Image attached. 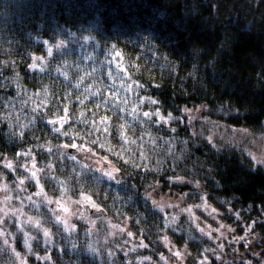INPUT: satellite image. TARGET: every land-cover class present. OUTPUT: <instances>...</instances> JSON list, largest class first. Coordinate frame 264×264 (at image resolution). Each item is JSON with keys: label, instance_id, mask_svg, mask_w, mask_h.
Instances as JSON below:
<instances>
[{"label": "trees", "instance_id": "16d2710c", "mask_svg": "<svg viewBox=\"0 0 264 264\" xmlns=\"http://www.w3.org/2000/svg\"><path fill=\"white\" fill-rule=\"evenodd\" d=\"M211 1L23 0L0 40V97L14 95L10 80L18 77L48 93L39 127L23 146H32L40 164L48 166L57 152L47 146L62 133L57 123L49 126L50 121L67 119L65 136L79 151L69 154L68 145L67 155L109 157L115 178L102 177L101 194L106 201L120 200V212L130 215L133 230L156 251L164 250L155 234L162 213L147 196L155 187L161 194L194 190L191 184L174 181L182 168L198 172L208 194L258 214L264 210V169L248 164L237 152L192 141L185 118L186 109L208 105L226 123L259 129L264 122V21L258 28L225 25L223 18L215 19ZM243 1L223 0L229 20ZM226 38L230 45L225 49L221 45ZM94 59L102 64L96 71L77 66ZM89 79L106 87L97 93L86 86ZM157 110L160 117L144 116ZM122 120L132 134L120 128ZM10 144L14 151L15 144ZM7 148L6 137H0V152ZM82 159L90 161L87 155ZM59 168L57 178L78 189V173L65 162ZM91 179H82L84 188L91 187ZM50 180L54 182L53 175L47 184ZM116 258L113 264H126L123 255ZM48 261L112 264L78 249H59Z\"/></svg>", "mask_w": 264, "mask_h": 264}, {"label": "rangeland", "instance_id": "374dc122", "mask_svg": "<svg viewBox=\"0 0 264 264\" xmlns=\"http://www.w3.org/2000/svg\"><path fill=\"white\" fill-rule=\"evenodd\" d=\"M21 1L23 0H0V40L4 36V27L16 17L15 11ZM239 4L234 19L229 20L223 0H212L211 8L216 15L215 19L223 18L222 21L227 22L225 25L236 23L243 27L258 28L259 23L264 21V0H244ZM118 35L120 38H127V33L118 32ZM229 45V39L226 38L221 47L226 49ZM77 66L83 71L90 70L91 67L96 71L102 64L94 59ZM10 83L15 89L14 95L0 97V125L3 123L5 127L0 130V137L5 136L8 144L7 150L0 152V217L4 221L0 228L12 233V236L8 237L9 245H4V238L0 237V248L6 249L0 251V264H20V260L11 251L12 248L21 254L26 264H37L36 260H44L48 264V259L39 257L50 258L59 249L68 253L77 249L82 253L88 251L95 253L99 259H109L112 264L116 263L119 254L123 255L126 264H261L256 248L251 245L245 251L244 248L249 244L243 245V242L247 234L252 233L264 221V210L258 214L255 209L240 207L238 202L208 194L203 188V178L199 173H190L185 168L181 169V174L174 181L191 184L194 190L178 194L168 190L161 194L155 187L150 191V196H147L152 206L162 213V222L155 226V234L164 250L150 248L133 230L130 215L120 212V200L106 201V194H101L99 182L106 172L115 169L109 157L106 155L98 158L82 153L73 159L71 155H67L66 148L72 145L71 138L65 136L67 119H51L57 121L56 125L61 128L62 139L56 136L54 143L48 144L47 147L57 152V158L50 160L48 166L40 164L37 156L31 152L34 150L32 146H23L24 143L30 144L25 138L34 135L39 127V117L46 112L48 93L44 88L43 91L31 88L24 78H13ZM86 86L92 87L91 90L97 93L106 87L97 85L94 79H89ZM186 110L184 114L192 141L198 140L214 145L219 150L237 152L248 164L264 169V122L259 129L226 123L214 116L212 107L208 105ZM65 120L66 122L61 123ZM50 124L53 127L55 125ZM120 128L127 130V134L133 133L129 124L123 120ZM45 137L48 135L42 136L43 139ZM10 140L16 146L14 151L11 150ZM86 155L90 159L88 163L82 159ZM33 160L35 169L32 167ZM8 162H11V168L7 167ZM60 162H65L81 177L78 189L70 181L64 182L57 178ZM36 169L40 171L33 178L32 171ZM4 170L9 171L13 178L10 179ZM114 174L115 171L112 175ZM51 175L54 182L50 180L47 184ZM91 177L90 182L93 184L84 188L82 179ZM41 187L43 194L37 196ZM29 196L31 200L28 199ZM45 197L52 202L48 203ZM83 197H90L97 207H93L91 203H81ZM65 208L67 212L64 211ZM92 208L104 209L105 214L103 217L92 218L89 215ZM189 208L191 213L186 211ZM257 209L261 210L259 207ZM57 216L63 219L57 221ZM28 217L37 220L38 225L26 223ZM64 220L75 227L66 229ZM45 229L51 234L50 242L44 237ZM24 232L35 237L31 241V252L24 245ZM141 243L147 247H141ZM148 248L147 252H142ZM29 257H33L34 263Z\"/></svg>", "mask_w": 264, "mask_h": 264}, {"label": "snow or ice", "instance_id": "6c2138e0", "mask_svg": "<svg viewBox=\"0 0 264 264\" xmlns=\"http://www.w3.org/2000/svg\"><path fill=\"white\" fill-rule=\"evenodd\" d=\"M49 54H51V49H49ZM32 67H36V65L33 64ZM150 103H155V101H150ZM153 115H155L157 117H160V112L157 110L156 112H153V113H148V112H145L144 113V116L149 117V119ZM161 119H164V118L161 117ZM168 119H172L171 114H169ZM63 122H66V120L65 121H62L61 123H63ZM50 123H57V121H50ZM56 131H59V129H56ZM71 146L74 147V148L77 147V145H75V144H72ZM65 147H67V145H65ZM80 150L83 151V148H81ZM73 159H75V157H73ZM137 166H139V165H137ZM7 167H9V168L12 167L11 162H8ZM32 167H33V169H35V161L34 160H33V166ZM38 171H40V170L39 169H36L35 171H32V177L33 178H36ZM113 171H116V170L115 169H112L111 171H108L105 174L110 179H114L115 177L112 175ZM22 183H23V180H21V184ZM37 184H39V180L38 179H37ZM5 187H7V186H5ZM42 194H43V188L41 187L40 188V191L37 192L36 195L39 196V195H42ZM28 199L31 200V196H29ZM45 199L47 200L48 203H51L52 202L51 199H49L47 197H45ZM84 202L91 203L93 207H97L95 205V203L91 201V198L90 197H83L82 200H81V203H84ZM57 203L59 205V201H57ZM60 206L62 207V205H60ZM64 211L67 212V209L65 208ZM186 211H188L189 213H191V209L190 208L189 209H186ZM56 219H57V221H60L63 218L60 217V216H57ZM25 222L26 223H33L34 225H38V223H39L37 220H35L32 217H28V220L25 221ZM3 223H4L3 218L0 217V224H3ZM64 223H65L66 229H68V228H74L75 227L74 225H69L68 222H67V220H64ZM201 231L203 232V229H201ZM43 234H44V237L48 238L49 239V242H50V235H51L50 232L47 229H45ZM128 235L131 236L132 233H128ZM9 236H12V233H8L6 229L0 228V237H3L4 238L3 239L4 245H9V239H8ZM33 239H35V237H33L31 235V233L24 232V241L23 242H24V245L28 248L29 252L32 251L31 241ZM164 239H165V243H167V237H165ZM140 246L141 247H147V245H144L143 243H141ZM5 250L6 249L0 248V251H5ZM11 251L15 254L16 258L20 260V264H26V260L21 257V254L20 253L15 252V249L14 248H12ZM177 255H179V253H177ZM39 259H45L46 260V259H48V257L47 256L39 257Z\"/></svg>", "mask_w": 264, "mask_h": 264}, {"label": "flooded vegetation", "instance_id": "af4514ba", "mask_svg": "<svg viewBox=\"0 0 264 264\" xmlns=\"http://www.w3.org/2000/svg\"><path fill=\"white\" fill-rule=\"evenodd\" d=\"M246 244L249 245L244 248L245 251H248V248L253 245L256 248V251H258L259 262L264 264V221L258 224L252 233L247 234L246 239L243 242V245ZM216 262L218 263V261Z\"/></svg>", "mask_w": 264, "mask_h": 264}, {"label": "water", "instance_id": "95a60500", "mask_svg": "<svg viewBox=\"0 0 264 264\" xmlns=\"http://www.w3.org/2000/svg\"><path fill=\"white\" fill-rule=\"evenodd\" d=\"M67 152H69V154L71 155H77L79 153V151L77 150V148H68ZM105 214V210L104 209H90L89 210V215L93 218L96 217H103V215Z\"/></svg>", "mask_w": 264, "mask_h": 264}, {"label": "clouds", "instance_id": "9594fccd", "mask_svg": "<svg viewBox=\"0 0 264 264\" xmlns=\"http://www.w3.org/2000/svg\"><path fill=\"white\" fill-rule=\"evenodd\" d=\"M117 36H119V35H118V33H117ZM119 37H120V36H119ZM121 39H123V40H124L125 38H121Z\"/></svg>", "mask_w": 264, "mask_h": 264}, {"label": "bare ground", "instance_id": "6f19581e", "mask_svg": "<svg viewBox=\"0 0 264 264\" xmlns=\"http://www.w3.org/2000/svg\"><path fill=\"white\" fill-rule=\"evenodd\" d=\"M122 33H124V32H122ZM124 34H126V33H124Z\"/></svg>", "mask_w": 264, "mask_h": 264}]
</instances>
